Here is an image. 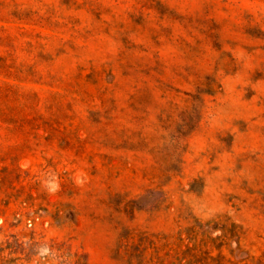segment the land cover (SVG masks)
Listing matches in <instances>:
<instances>
[{
  "label": "rangeland",
  "instance_id": "1",
  "mask_svg": "<svg viewBox=\"0 0 264 264\" xmlns=\"http://www.w3.org/2000/svg\"><path fill=\"white\" fill-rule=\"evenodd\" d=\"M0 264H264V0H0Z\"/></svg>",
  "mask_w": 264,
  "mask_h": 264
}]
</instances>
